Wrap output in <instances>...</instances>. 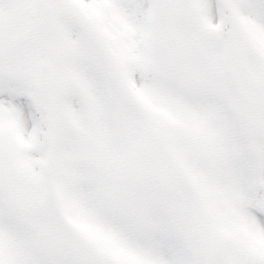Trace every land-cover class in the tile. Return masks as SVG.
Instances as JSON below:
<instances>
[{"label": "snow or ice", "instance_id": "6c2138e0", "mask_svg": "<svg viewBox=\"0 0 264 264\" xmlns=\"http://www.w3.org/2000/svg\"><path fill=\"white\" fill-rule=\"evenodd\" d=\"M0 264H264V0H0Z\"/></svg>", "mask_w": 264, "mask_h": 264}]
</instances>
